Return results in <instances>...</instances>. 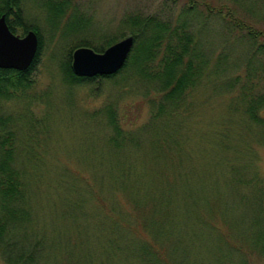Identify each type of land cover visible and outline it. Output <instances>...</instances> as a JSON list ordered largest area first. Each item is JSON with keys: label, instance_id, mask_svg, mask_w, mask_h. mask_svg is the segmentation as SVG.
<instances>
[{"label": "rangeland", "instance_id": "1", "mask_svg": "<svg viewBox=\"0 0 264 264\" xmlns=\"http://www.w3.org/2000/svg\"><path fill=\"white\" fill-rule=\"evenodd\" d=\"M51 1L20 0L16 32L23 36L25 27L37 29L41 47L29 74V88L8 100L0 99V118L9 120L3 131H11L15 165L28 181L34 234L42 240V251L48 256L45 264H75L74 257H80L76 264H134L124 252L110 259L102 256L108 233L99 229L95 215L88 214L103 215L97 193L106 202H117L131 211L123 192L107 189L114 186V175L122 170L130 173L124 183L130 185V196L136 200L158 193L163 185L154 172L157 162L164 161L153 160L155 152L148 146L152 132L145 128L161 98L154 80L147 76L148 82H143L132 62L114 78L95 76L83 84L66 83L61 72V63L75 44L88 40L101 46L108 39L117 41L130 35L134 28L127 19L131 15L168 22L172 28L181 26L192 34L193 53L199 55L205 73L201 90L192 98L193 111L186 114L191 119L185 123L183 145L175 153H161L178 157L169 195L165 191L164 196L158 193L156 197L165 208V229L180 241L179 264H264V254L258 253V248L250 249L257 245L249 247L254 211L231 205L226 199L220 208L231 212V218L241 222L238 228L250 234L243 241L232 236L235 247L225 249L229 250L223 253L225 259L216 255V240L224 226L211 216V173L215 171L211 163L216 156L208 142L229 100L238 98L236 78H244L245 61L252 50L236 20L264 33V0H58L81 14L80 23L71 30L64 28V21H49ZM2 4L0 0V10ZM216 63L218 84L231 82L228 89L224 85L221 89L211 87V69ZM236 114L241 116L240 105ZM113 122L125 133L138 131L139 144L131 149L127 144L112 154ZM252 152L251 167L264 178V147L254 145ZM115 154H120L118 161ZM121 241L125 243V238ZM0 264H5L1 255Z\"/></svg>", "mask_w": 264, "mask_h": 264}, {"label": "trees", "instance_id": "2", "mask_svg": "<svg viewBox=\"0 0 264 264\" xmlns=\"http://www.w3.org/2000/svg\"><path fill=\"white\" fill-rule=\"evenodd\" d=\"M1 1L3 7L0 14H5L9 29L18 35L15 27L18 23L16 17L20 10V0ZM48 12L50 22L58 19L59 22L64 21V28L69 30L81 21V14L74 8L62 6L58 0L48 3ZM127 21H130L134 28L130 33L134 43L124 65L112 75L98 77L114 78L132 62L133 70L143 82H148L147 78L150 77V80H154L161 98L157 111L151 112L145 128L148 127L152 132L148 146L155 152L153 160L164 161L161 164L157 162L154 172L163 182L160 191L157 192L164 196L166 191L169 195L170 185L176 179L175 168L178 157L164 156L161 153H175L183 145L181 138L186 134L185 123L187 119H191V116L187 117L186 114L192 113L194 107L192 98L201 90L202 80L205 78L203 64L199 61V55L193 53L192 34L185 32L181 26L172 28L169 27L168 22L140 15H131ZM236 24L245 30V37L250 40H246L248 49L251 50L252 47V50L245 61L244 78H236L240 84L237 85L238 98L229 100L225 115L214 125L215 129L211 131L213 136L208 138V142L213 144L212 150L216 156L211 163L215 167V171L211 173L213 199L211 216L216 218L218 224L224 226L219 234V240H216V255L222 259H225L223 253L229 252L225 249L231 250L234 246L230 239L234 237L243 241L250 234L238 228L241 222L234 221L230 216L231 212L220 208L225 199L229 204L232 203L231 205H244L254 211L251 212L250 220L254 232L251 231L253 235L251 234L249 247L250 244L257 245L250 249L258 248L260 250L258 253L264 254V244H260L264 242V178H261L251 167L254 163L253 146L264 147V33L238 19ZM31 29L38 37L35 57L29 67L23 71L0 68V99L8 100L15 93L26 90L31 85L29 74L37 61L41 47L38 30L33 27ZM28 30L29 28L25 27L24 33ZM113 42L115 41L111 38L101 46H93L88 40H84L75 44L69 51L72 52L79 46H87L96 52H102ZM254 46L256 47L253 48ZM71 52L61 63L64 81L68 84H83L91 81L94 77H80L73 73ZM157 54L159 59L155 62ZM254 61L256 63H253ZM216 64V67L211 69V87L221 89L224 85V88L228 89L227 86L231 85V82L224 84L221 82L219 85L220 82L217 81L218 63ZM239 105L241 116L238 117L236 113ZM8 123L9 120L0 118V255L5 264H45L48 256L42 251V240L34 234L36 229L33 225L34 213L31 205L33 199L28 181L24 171L15 165L17 154L12 133L3 131ZM112 125L113 136L110 138L112 154L121 150L123 146L127 147V144L130 149L133 144H139L138 131L125 133L118 123L113 122ZM205 130L208 131V128ZM252 135L256 136L252 137ZM119 155L115 154L116 161L119 160ZM129 176L128 170L116 173L114 186L107 189L123 192L131 211H125L117 202H106L97 193L98 206L102 209L103 215L99 212L88 214V216L95 215L99 220V229L108 233L106 242L101 247L102 256L110 259L116 253L124 252L126 259H130L134 264H160L163 263L162 260H166L168 264H179L180 241L177 242L173 232L165 229L166 213L160 198L156 197L158 193L145 194L143 200L132 198L130 185L124 183V179ZM220 177L222 180L219 179ZM146 190L148 192L149 187H146ZM258 226H262V230L258 229ZM122 238H125V243L121 241ZM73 246L77 245L73 243ZM241 250L244 253L246 251ZM252 250L247 251V254L250 255ZM79 258L71 259L72 263L79 262Z\"/></svg>", "mask_w": 264, "mask_h": 264}, {"label": "water", "instance_id": "3", "mask_svg": "<svg viewBox=\"0 0 264 264\" xmlns=\"http://www.w3.org/2000/svg\"><path fill=\"white\" fill-rule=\"evenodd\" d=\"M134 38L127 35L96 52L87 46L72 51L71 68L76 76H109L124 65L133 46ZM38 37L33 30L23 36L14 34L8 27L5 14L0 15V68L26 70L35 57Z\"/></svg>", "mask_w": 264, "mask_h": 264}]
</instances>
